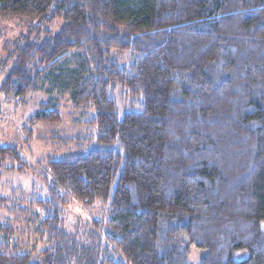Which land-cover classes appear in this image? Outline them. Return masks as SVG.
<instances>
[{"label":"trees","instance_id":"1","mask_svg":"<svg viewBox=\"0 0 264 264\" xmlns=\"http://www.w3.org/2000/svg\"><path fill=\"white\" fill-rule=\"evenodd\" d=\"M11 20L58 30L5 44L0 92L47 88L57 96L30 121L49 126L67 96L92 140L49 157L32 249L0 220V264H72L74 202L105 211L99 264H191L194 251L199 264H264V0H0ZM0 157L26 170L15 148Z\"/></svg>","mask_w":264,"mask_h":264},{"label":"rangeland","instance_id":"2","mask_svg":"<svg viewBox=\"0 0 264 264\" xmlns=\"http://www.w3.org/2000/svg\"><path fill=\"white\" fill-rule=\"evenodd\" d=\"M55 30L42 21L28 22L20 20L0 22V83L7 76L12 66L14 56L13 48L4 52L7 42L18 44L22 39L35 37V29ZM58 30V29H57ZM46 33L41 36L44 38ZM114 58L119 55L114 52ZM125 53L123 57H126ZM34 92L24 100L15 97H7L0 92V145L15 148L21 155L26 165L24 172H18L20 164L6 158L1 161L0 157V199L3 206L0 207V220H12L13 235L11 244L26 242L31 249L35 244L34 235L39 225L46 216L42 207L37 204L38 200L46 199L47 193L44 185V175L47 173V161L49 157L59 156L65 152L87 148L91 142L92 131L86 124H82L81 111L73 109L67 96L59 95L57 103L61 114V122L55 126L33 124L30 118L40 109V105L48 98L57 95L46 92ZM91 144V143H90ZM19 198H21L19 202ZM13 204L20 207L30 208L16 221V216L8 207ZM15 209V208H14ZM105 211L99 204L83 206L71 203L63 214V227L75 240L78 254L72 260V264H99L103 260V253L98 252V245H94L93 220L104 219ZM89 238V239H88ZM99 242V241H97ZM42 244L37 248L41 249ZM95 246V247H94ZM205 251H194L191 256V264H199L205 256Z\"/></svg>","mask_w":264,"mask_h":264}]
</instances>
